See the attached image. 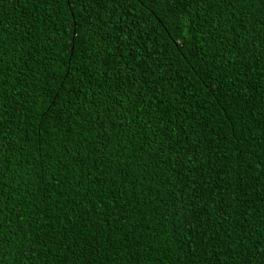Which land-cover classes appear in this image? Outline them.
Listing matches in <instances>:
<instances>
[{"label": "trees", "instance_id": "16d2710c", "mask_svg": "<svg viewBox=\"0 0 264 264\" xmlns=\"http://www.w3.org/2000/svg\"><path fill=\"white\" fill-rule=\"evenodd\" d=\"M262 13L2 0L0 264H264Z\"/></svg>", "mask_w": 264, "mask_h": 264}, {"label": "snow or ice", "instance_id": "6c2138e0", "mask_svg": "<svg viewBox=\"0 0 264 264\" xmlns=\"http://www.w3.org/2000/svg\"><path fill=\"white\" fill-rule=\"evenodd\" d=\"M0 2H2V0H0ZM48 2L50 4L51 0H48ZM235 2H238V3L253 2V3H257L261 9H264V0H235ZM260 24H261L262 28H264V13H262ZM3 32H4V29L0 28V51L3 50V35H2ZM257 38L264 39V31H262L261 35L258 36ZM70 46H72V47L75 46V40L71 41ZM2 63H3V61L0 60V64H2ZM0 83H2V78H0ZM113 95L116 99V102L122 104V108H123L124 113H125V118H127L128 115L138 106L139 102H138L137 98L131 94L128 98L118 96V95H116V93H114ZM128 100H130L131 102L130 103L127 102ZM4 102H5V100H4L3 89L0 88V107H3ZM112 106L114 107L115 105H112ZM133 121H134V116H133ZM133 121H130V123H132ZM133 135H135V133H133ZM2 143H3V141L0 140V144H2ZM145 163H147V161H145ZM2 198H3V193L0 192V199H2ZM261 223H264V220H262ZM0 239H2V238H0ZM260 255H261V260H264V252H262Z\"/></svg>", "mask_w": 264, "mask_h": 264}]
</instances>
